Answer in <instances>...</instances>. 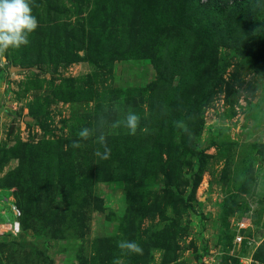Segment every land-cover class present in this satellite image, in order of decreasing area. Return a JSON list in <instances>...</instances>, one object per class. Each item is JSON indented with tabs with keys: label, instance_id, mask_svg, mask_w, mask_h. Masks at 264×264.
<instances>
[{
	"label": "rangeland",
	"instance_id": "obj_1",
	"mask_svg": "<svg viewBox=\"0 0 264 264\" xmlns=\"http://www.w3.org/2000/svg\"><path fill=\"white\" fill-rule=\"evenodd\" d=\"M225 5L219 0L213 12L203 15H209L208 29L196 24L198 51L207 50L202 62L215 52L224 79L202 112L204 125L196 138L202 166L195 157H189L190 164L187 156L181 159L174 146L175 158L162 153L170 161L164 166L168 175L155 165L143 179L142 172L133 178L124 168L107 180L99 178L96 137L83 140L79 131L94 128L101 114L111 124L129 111L137 113L136 134L148 131L162 115L170 117L167 122L174 120L179 97L173 89L184 73L168 74L161 84L156 63L169 58L164 48H158L161 58L153 60L148 48L135 47V11L124 0H32L39 23L29 36L31 44L0 56V264H42L38 250L55 264H112L118 257L125 264H264V253L256 257L264 246V34L252 51L250 39L239 48L244 39L232 15L220 26L218 10ZM161 6L173 11L165 2ZM83 33L82 45L77 38ZM93 34L106 39L92 45ZM125 37L127 57L117 56L113 52L121 46L114 43ZM108 38L113 52L104 44ZM78 52L85 59L70 60ZM195 57L201 59L198 53ZM13 66L22 69L12 71ZM165 91L170 96L160 104L157 98ZM160 108L167 115L159 114ZM181 108L184 117L189 109ZM27 116L34 120L26 121ZM158 133L152 131L154 137ZM109 135H123L114 145L122 154L137 151L122 125L109 128ZM77 140L82 146L73 148ZM43 142H51L54 151L42 150ZM19 144L39 146L24 159V183L39 197V208L28 214L19 206L17 187L1 183L23 166L22 154L29 148L17 149ZM67 163L74 164V174ZM111 165L121 166L115 160ZM70 181L80 187L69 202L50 205L55 192L67 194ZM120 240L137 242L143 254L121 257Z\"/></svg>",
	"mask_w": 264,
	"mask_h": 264
},
{
	"label": "trees",
	"instance_id": "obj_2",
	"mask_svg": "<svg viewBox=\"0 0 264 264\" xmlns=\"http://www.w3.org/2000/svg\"><path fill=\"white\" fill-rule=\"evenodd\" d=\"M124 1H126L131 9L135 11L134 16L141 20H139L140 23L138 21H135V17H133L132 20L133 28L131 30L136 35V38L134 39L136 40L137 45L135 47H138L141 50L148 48L151 51V58L153 60L161 58V53H159L158 48H164L163 53L166 54L169 58L168 62L163 61L156 63L158 77L159 80H161V84H164L165 78L166 76H168V74L169 77H172L177 73H184V76L179 86L173 89L176 96L179 97L175 103V105L177 106V111L175 113H177L178 116H174V120L170 119L171 121L167 122L170 117H168L166 111L160 108V112H157L159 114L165 113L167 115L166 117L162 115L163 120L157 121V119H154V121L157 122H154L155 125L150 126L148 131L139 132L136 135L127 136V138L133 142L135 149H137V151H135L134 153H130L129 149H127L128 153L122 154L121 151L115 149L114 145L116 140H118V138L123 135L107 136V145L111 149V156L108 160H99V178H104L107 180L114 179V176L120 175L121 170L126 168L130 171V173H133V178L135 177L136 173L139 172L141 174L142 172L141 176L143 179L147 176L148 170L152 172V167H155V165H158L159 169L162 168V172L168 175V172L164 170V166H167V163H169L170 161H165L168 160V158L165 159L164 154L166 153L167 156L170 155L171 157L175 158L174 154L171 155V150L174 146L177 151L176 153L180 154V158L187 156L188 160L189 157L191 160V158L195 157L199 165L202 166L204 160L203 151L197 150L196 147V138L201 133V129L204 125V117L202 112L204 107L207 106L212 100L214 96L213 90L220 84H222L224 79L223 75L221 74L222 71H218L216 61L214 60L216 56L215 52L210 53L209 58L211 59L203 60L202 62V58L207 57V50H204L205 48H203V50L198 51L199 44L197 38L200 32L197 33L199 29L196 28V24L198 23L199 25H201L204 28L203 30L208 29L207 25L209 26L211 24L209 15L206 17V19L203 18V15L213 12L214 9H216L213 7V5L219 0H207V2L205 3H203L202 0ZM167 1H171L172 3H169ZM164 2L166 6L172 7V12H170L167 7L164 8L163 6H161V4ZM225 3L226 5L223 7V9H217L220 18L222 19V21L220 22V26L226 24V22L228 21L227 19L232 15L231 19H235V25L239 28L237 35L243 37L244 39H239V44L241 46L239 48L246 47V45L242 46L243 41H245L246 39H250L254 40L250 43V51H252L255 43H260L258 37L264 34V0H225ZM175 7H179L181 11L177 12ZM136 25L139 26L135 27ZM85 37L86 35H84V33L79 34L77 38L78 42H81L82 45L85 44ZM98 38L103 39L105 37L100 34H93L90 35V40L88 41L92 45H97L102 42V40ZM123 39V42L115 41L116 43H114L115 45L121 46L118 53L113 52L114 44L113 42H110V38L107 39L109 41H103L108 51L111 46L112 52L118 54L117 56L127 57L128 49L124 50L123 46L128 43L127 41L129 40V38L127 39V37H125ZM144 39H147L150 42L144 44ZM154 46H156L157 48L155 49ZM35 48L28 47L29 50H34ZM195 53H198L201 59L195 57ZM84 59L85 58L78 52L77 54H75V57L70 60L81 61ZM193 66H195L196 69H193ZM208 75L209 79L207 80ZM187 76L190 77L187 79ZM169 96L170 93L165 91V93L161 94L159 98H157V100L161 104L163 102H166L165 100L169 98ZM165 105L166 104H162V106ZM181 106L189 109V111L186 110V114L184 115V117H181L183 114L181 112V110L183 109L181 108ZM31 109V112L33 114H37L33 107ZM182 119L186 120L185 122H187V131L176 126V122L182 121ZM151 123L153 124V122ZM155 129L160 130V133H158L157 137H154L155 134H152V131H154ZM176 130H178L179 132H176ZM57 142L59 143L58 145L61 146L62 140H58ZM16 148H29L27 152H24V154H22L23 160L21 159V162L23 166L18 171H13L2 177L1 183L6 188H12L15 186L17 187L16 195L20 199L19 206L22 208V211L25 214H28L33 211V208H39L37 207L39 197H34V192L30 193V190L28 189L26 183H24V159H26L27 157L28 159L32 158V156L35 155L39 150V146L32 147V144H19ZM98 148L103 151L102 146H99V144ZM47 149L50 151H54V145H52L51 142H43L42 150ZM11 154L17 155L14 152ZM5 155H3L1 159L2 163L7 160V155ZM48 155H50V152H48ZM51 158L52 157H44V160H49ZM88 159V163L91 162L92 165L94 156L89 157ZM114 160L120 163L121 166L118 167L111 165V162H114ZM190 160L189 164L191 163ZM60 163H62L61 160ZM67 165L69 171L74 174V164L67 163ZM45 178L49 179V176L47 175ZM48 183L49 182H47V184ZM70 185L72 187L66 191L67 194H58L57 192H55L52 197L53 200L49 201V204L54 207H60L61 205L68 203L75 189L80 187L75 184V182L72 183L71 181ZM165 185L171 186V182L166 181ZM31 197H33L34 199L31 200ZM87 201L88 200H86V202ZM141 205H143V203ZM44 210L48 212L52 211L48 207ZM263 248L264 246L259 249L262 250ZM259 249L257 250L256 257H261V255L264 253V249L262 251H259ZM37 256L42 261V264H55L53 259L47 257L46 253L41 250L37 251Z\"/></svg>",
	"mask_w": 264,
	"mask_h": 264
},
{
	"label": "clouds",
	"instance_id": "obj_3",
	"mask_svg": "<svg viewBox=\"0 0 264 264\" xmlns=\"http://www.w3.org/2000/svg\"><path fill=\"white\" fill-rule=\"evenodd\" d=\"M38 20L33 15L32 0H0V56L9 49H20L30 43L29 36L38 27ZM140 124V116L129 111L123 120H117L109 124L105 116L101 114L97 125L92 128H83L78 136L83 140H88L95 136V142L102 146L94 155L101 160H108L111 156V149L107 145V135L109 128H119L121 125L128 130V133L135 135ZM178 128L187 131V126L183 121L176 122ZM79 140L72 143L73 148H80ZM121 257L133 254L142 255V247L135 241L120 240L117 244ZM112 264H125L121 258L115 259Z\"/></svg>",
	"mask_w": 264,
	"mask_h": 264
},
{
	"label": "water",
	"instance_id": "obj_4",
	"mask_svg": "<svg viewBox=\"0 0 264 264\" xmlns=\"http://www.w3.org/2000/svg\"><path fill=\"white\" fill-rule=\"evenodd\" d=\"M21 69L22 68L16 67V66L12 67V71H20ZM26 118H27L26 121H33V117H31V116H27Z\"/></svg>",
	"mask_w": 264,
	"mask_h": 264
},
{
	"label": "built area",
	"instance_id": "obj_5",
	"mask_svg": "<svg viewBox=\"0 0 264 264\" xmlns=\"http://www.w3.org/2000/svg\"><path fill=\"white\" fill-rule=\"evenodd\" d=\"M240 225H241V223H240ZM236 238H237V240H238L237 242H241L243 237H242V236H237ZM248 264H249V263H248ZM250 264H251V263H250Z\"/></svg>",
	"mask_w": 264,
	"mask_h": 264
}]
</instances>
